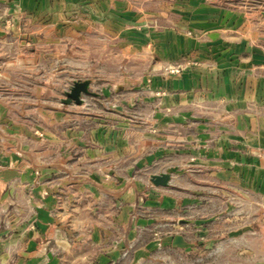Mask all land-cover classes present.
<instances>
[{
	"label": "crops",
	"instance_id": "crops-1",
	"mask_svg": "<svg viewBox=\"0 0 264 264\" xmlns=\"http://www.w3.org/2000/svg\"><path fill=\"white\" fill-rule=\"evenodd\" d=\"M17 4L21 13L4 18L11 25L0 28V45L6 48L0 55L7 57L0 71L5 64L24 71L27 82L46 86L48 69H55L56 76H74L72 83L87 81L89 92L81 93L77 104L67 101L64 91L63 108L49 114L58 124L0 126V203L8 209L9 184H29L17 193L16 205L33 223L1 238L0 258L13 264H193L188 255L203 236L189 228L194 219L184 213L196 199L183 197V186L171 178L165 164L148 167L154 157L148 150L151 137L162 140L164 127L170 125L176 129L171 135L175 141L182 139L180 126L203 140L211 118L204 108L264 105V47L254 42L259 34L251 38L238 29L240 35H228L229 28L215 23L205 30L201 21L194 24V31L203 35L198 37L172 26L163 32L142 29L140 13L125 10L124 0ZM184 58L196 63L176 75L160 72L166 63ZM149 63L148 72L143 67ZM132 65L134 77L126 71ZM98 67L118 71L109 81L111 89H91ZM133 79L146 81V90ZM245 91L249 97L241 102ZM150 95L159 101L144 103ZM115 97L116 105L100 99ZM150 110L157 128L151 137L141 118L132 120L130 115ZM217 113L220 125L226 115ZM218 129V147L204 143L201 155L228 153L222 142L226 132L222 126ZM254 129L263 140L264 130L259 125ZM180 152L173 149L157 157L175 161ZM161 173L169 176L165 186L151 182L153 174ZM139 175L143 179L134 180ZM54 180L61 188L38 185Z\"/></svg>",
	"mask_w": 264,
	"mask_h": 264
},
{
	"label": "rangeland",
	"instance_id": "rangeland-1",
	"mask_svg": "<svg viewBox=\"0 0 264 264\" xmlns=\"http://www.w3.org/2000/svg\"><path fill=\"white\" fill-rule=\"evenodd\" d=\"M18 1L0 0V28L3 30L11 25L10 23L7 25L4 18L21 13ZM78 6L83 7L82 3ZM124 9H133L140 13L142 29L163 32L172 26L187 32L190 37H198L202 33L194 31V24L201 21L200 25L203 29H212L215 23L217 24L215 27L221 25L222 29L229 28L226 33L228 35H240L241 30H245V34L252 38L253 34L258 33L259 39L256 36L254 42L264 47V37H262L264 0H124ZM216 17L218 21H213ZM1 49L6 50L5 46L0 45V52ZM6 59V56L0 55V64ZM195 63L190 58H184L176 64L166 63L161 67L160 72L164 76L176 75L185 67ZM150 65L151 63L145 65L143 69L151 71ZM2 67L0 126L41 128L52 121L58 124V118L49 117V114H54L58 109L63 108L60 98L64 96V91H68L74 84L71 82L74 76H56L55 69H48L46 86H40L27 82L24 71L14 70L12 67H6L5 64ZM98 68L97 75L91 77V89L97 92L111 89L113 82L109 81L115 79L118 71ZM132 68L127 66L126 71L128 76L133 74L134 77V68ZM104 69L107 70L106 73L103 72ZM123 69L125 67L121 70ZM64 70L66 73L67 69ZM111 71L114 73H110ZM134 82V85L141 87V90L146 88V81L138 80L136 83L134 80ZM247 93L249 91H245L244 94L242 92L243 97L239 101H245L249 97ZM100 99L107 105H116L118 101L116 97ZM86 100L87 106H90V100L88 98ZM145 100L146 104L150 101L152 103L159 101L152 98V95L146 96ZM211 108H204L206 111L209 110L211 118L209 125L205 127L206 138L203 140H196L197 134L194 135L192 130L187 131V126H180L177 130L182 139L175 141L171 135L176 129L170 125L164 127L163 139L157 140L152 136L157 129L153 110L140 115L133 112L130 115L132 120L140 117L144 131L149 137L152 136L153 142L150 143L148 150L154 157L147 161L148 167L160 168L165 164L167 169L171 170V178L183 186V197L196 199L194 203H188L184 214L194 219L189 228L199 236L202 234L203 237L198 239L201 242L197 243V250L188 255L187 261L193 264H264V139L262 140L263 135L258 136L256 134L258 131L254 129L255 125H259L260 130H264V105L242 104L234 108L228 106ZM217 111L226 115V120L220 125L217 121ZM236 118L240 119L239 123ZM220 126L223 127L221 131H225L227 135L226 140L222 142L227 146L228 153L201 155L204 151V143L208 148L218 147ZM191 134L194 135L193 139L189 138ZM173 149L181 150L175 161L172 157H157L162 152L171 154ZM141 179H143L141 175L134 178V180ZM60 184V181L54 180L38 185L60 187ZM25 185L29 186V184L16 183L7 186V189L12 191V198L8 201L7 210L3 203H0V243L1 238L5 239L14 232L13 229L17 227L28 229L33 226L31 215L21 216L17 212L19 206L16 203L20 202L16 200L20 198L17 193L20 192L19 190L25 191L23 188ZM28 194L29 192L26 196ZM22 201L24 203V199ZM200 230L204 232L200 233ZM0 264H13V262H4L0 258Z\"/></svg>",
	"mask_w": 264,
	"mask_h": 264
},
{
	"label": "water",
	"instance_id": "water-1",
	"mask_svg": "<svg viewBox=\"0 0 264 264\" xmlns=\"http://www.w3.org/2000/svg\"><path fill=\"white\" fill-rule=\"evenodd\" d=\"M88 82L82 80L80 82H74L68 91H66L67 101L73 100L77 104L81 103V93H88ZM169 176L167 174H153L151 177V182L155 185H167Z\"/></svg>",
	"mask_w": 264,
	"mask_h": 264
}]
</instances>
